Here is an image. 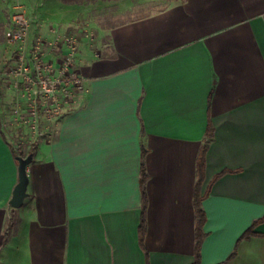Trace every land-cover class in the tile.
Segmentation results:
<instances>
[{"label": "crops", "instance_id": "1", "mask_svg": "<svg viewBox=\"0 0 264 264\" xmlns=\"http://www.w3.org/2000/svg\"><path fill=\"white\" fill-rule=\"evenodd\" d=\"M157 1L114 4L126 13ZM164 1L96 23L100 34L80 42L76 57L83 87L37 133L14 113L13 14H28L30 44L50 43L85 25L95 7L0 0V264H192L197 159L210 125L201 264H264V0ZM60 50L46 48V58L59 62ZM31 147L29 195L15 208L17 155ZM143 147L147 252L139 241Z\"/></svg>", "mask_w": 264, "mask_h": 264}, {"label": "built area", "instance_id": "2", "mask_svg": "<svg viewBox=\"0 0 264 264\" xmlns=\"http://www.w3.org/2000/svg\"><path fill=\"white\" fill-rule=\"evenodd\" d=\"M30 28L31 20L26 11H15L13 24L6 31L7 39L15 45L9 72L13 85L28 99L25 111L20 102L17 104L19 120L41 133L42 120L62 117L83 87V77L75 67L80 41L77 35L66 33L50 43L39 36L30 44ZM48 47L61 49L63 56L59 62L46 58Z\"/></svg>", "mask_w": 264, "mask_h": 264}, {"label": "trees", "instance_id": "3", "mask_svg": "<svg viewBox=\"0 0 264 264\" xmlns=\"http://www.w3.org/2000/svg\"><path fill=\"white\" fill-rule=\"evenodd\" d=\"M213 135V127L210 125L207 130V138L205 139L204 143L201 146L200 153L197 159V183H196V189H195V198H194V204H195V210H196V249H195V261L192 264H201V248L202 243L204 239V225L206 222V213L203 209V199L204 196L202 194V184L205 179L206 174V153H207V147L210 138ZM34 152V147H31V149L27 152L22 153V156L26 157L28 154ZM146 154L147 149L143 147L142 155H141V179H140V185H141V194H142V205H141V220L139 225V241L142 248L147 252L146 248V236L148 232V219H147V211H148V193H147V181L149 179V175L146 169ZM259 221H256L253 226L248 229L244 235L243 238L249 237L252 234H255V228L258 225ZM14 226V221L11 220L9 222L8 228L6 229L5 235H4V242H6L7 238L9 237L11 230Z\"/></svg>", "mask_w": 264, "mask_h": 264}, {"label": "rangeland", "instance_id": "4", "mask_svg": "<svg viewBox=\"0 0 264 264\" xmlns=\"http://www.w3.org/2000/svg\"><path fill=\"white\" fill-rule=\"evenodd\" d=\"M80 1L86 3V6L93 5L95 7L94 10L88 15L89 21L85 25L83 24L81 28H73L72 31L65 32V34L68 33V34L77 35L80 42H83V40L85 41L93 40L100 34L101 27H98L96 23L105 26L108 25L110 22H116L119 20L122 21L125 19L133 18L135 16H140L142 14L150 12L151 10H155L159 8L163 3H165L164 0H159L143 10L119 13L118 9L120 5L118 3L114 4L115 0H80ZM133 3L135 4L138 3V0H133ZM20 97L21 99L19 105H21L22 111L23 110L25 111L28 106V99L22 97L21 93H20ZM18 103L19 102H17V104ZM17 106L18 105H16V108ZM14 113L18 117V112H14Z\"/></svg>", "mask_w": 264, "mask_h": 264}, {"label": "water", "instance_id": "5", "mask_svg": "<svg viewBox=\"0 0 264 264\" xmlns=\"http://www.w3.org/2000/svg\"><path fill=\"white\" fill-rule=\"evenodd\" d=\"M33 157V153L28 154L26 157L17 155L19 161V181L14 188L13 196L10 201V204L15 208L22 206L25 198L29 195L28 185L30 178L27 169L28 165L32 162Z\"/></svg>", "mask_w": 264, "mask_h": 264}]
</instances>
